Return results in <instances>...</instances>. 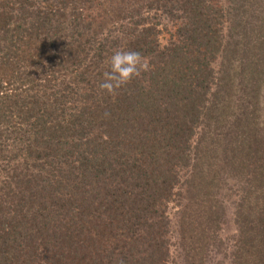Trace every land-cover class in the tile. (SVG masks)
Returning a JSON list of instances; mask_svg holds the SVG:
<instances>
[{
    "label": "trees",
    "instance_id": "trees-1",
    "mask_svg": "<svg viewBox=\"0 0 264 264\" xmlns=\"http://www.w3.org/2000/svg\"><path fill=\"white\" fill-rule=\"evenodd\" d=\"M171 259L264 264V0H0V264Z\"/></svg>",
    "mask_w": 264,
    "mask_h": 264
},
{
    "label": "clouds",
    "instance_id": "clouds-1",
    "mask_svg": "<svg viewBox=\"0 0 264 264\" xmlns=\"http://www.w3.org/2000/svg\"><path fill=\"white\" fill-rule=\"evenodd\" d=\"M147 68L148 65L140 52L117 49L108 60V67L103 73L99 88L108 95H115Z\"/></svg>",
    "mask_w": 264,
    "mask_h": 264
},
{
    "label": "rangeland",
    "instance_id": "rangeland-1",
    "mask_svg": "<svg viewBox=\"0 0 264 264\" xmlns=\"http://www.w3.org/2000/svg\"><path fill=\"white\" fill-rule=\"evenodd\" d=\"M222 2V1H221ZM227 3V0H223V4H226ZM167 23V22H166ZM165 26L167 25V24H164ZM168 27V30H165V28H164V26H161V29H162V36H161V43H162V45H164V44H166L167 42H168V40H169V32H172V33H174L175 32V25H173V24H168L167 25ZM222 194H223V197L224 196H226V191H223L222 192ZM223 197H221L220 199L222 200H225ZM232 200H235L234 198H232ZM231 200V201H232ZM227 202V201H226ZM230 204V202H227L226 204H225V206L227 207L226 208V218L224 219V220H226L227 221V223L225 224L226 226H225V233H226V235H228V236H232L233 235V233L235 232V229H236V226H234V224H233V222H232V219H233V217H232V212H233V209H232V206H230L229 205ZM172 208V207H171ZM174 221V220H173ZM227 230V231H226ZM175 242V241H174ZM174 244V243H173ZM175 264H177L178 262H174ZM169 264H173V261H172V259L170 260V262H169Z\"/></svg>",
    "mask_w": 264,
    "mask_h": 264
}]
</instances>
